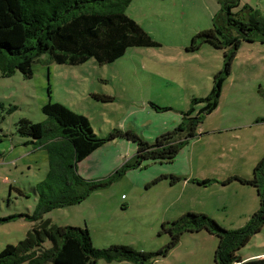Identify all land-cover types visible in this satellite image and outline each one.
<instances>
[{
    "label": "rangeland",
    "instance_id": "1",
    "mask_svg": "<svg viewBox=\"0 0 264 264\" xmlns=\"http://www.w3.org/2000/svg\"><path fill=\"white\" fill-rule=\"evenodd\" d=\"M246 5L264 16V0H240L233 13L245 15L241 11ZM221 10L220 0H134L126 14L159 46L130 48L122 58L106 65L95 59L78 66L58 65L49 54H44L34 65L31 79L19 71L11 77L0 76V219L12 218V222L0 226V253L8 245H18L33 228V223L20 217L34 213L37 185L49 171L47 151L36 152L33 145H27L31 139L18 134V123L22 119L43 123L47 121L43 107L59 103L86 116L96 136L103 139L114 129L134 130L140 136L143 131L149 136L154 120L171 122L191 108L195 109L193 116H197L206 103L192 105V100L211 94L214 76L223 69L226 51L209 44L197 51L188 48L199 32L226 26V21L216 20ZM232 33L239 36L237 30ZM95 95L110 96L113 100L104 102ZM150 103L172 110L157 112ZM263 143L264 44L257 37L252 43L242 41L231 73L223 83L217 110L203 117L196 137L181 149L176 163L166 167L181 169L177 173L182 181L173 186L160 182L152 189L144 185L129 195L127 191L131 189L126 188L123 178L91 194L83 203L56 209L44 219L63 227L76 221H93L91 225L89 222L69 227H87L97 249L124 245L141 252H155L165 246L170 236L161 234L162 225L177 220L187 210L206 211L218 219L222 214L226 221L214 220L222 226L226 223L229 230L239 229L244 223L233 217L242 200L239 186L198 187L195 180L207 181L198 177V159L213 165L224 159V169H229L232 160L258 156ZM187 164L199 172L196 177L188 173ZM148 170L137 172V176H145ZM122 190L126 196L120 205L115 198L105 200ZM99 194L103 196L97 198ZM222 205L226 209H221ZM199 235H184L167 257L154 264H214L215 251L211 253L209 244L198 242ZM50 246L48 242L46 247ZM243 252L244 256L264 253V230L254 236Z\"/></svg>",
    "mask_w": 264,
    "mask_h": 264
},
{
    "label": "trees",
    "instance_id": "2",
    "mask_svg": "<svg viewBox=\"0 0 264 264\" xmlns=\"http://www.w3.org/2000/svg\"><path fill=\"white\" fill-rule=\"evenodd\" d=\"M134 0H0V76L11 77L21 72L25 78L34 76V65L44 54L58 65L78 66L90 59L100 65L111 64L122 58L130 48L156 47L159 44L127 14ZM221 14L226 26L199 32L188 51H197L205 44L225 50L223 69L214 76V87L207 98H193L192 105L206 103L193 116L195 109L183 113V121L173 131L159 136L150 143L133 131L112 130L100 139L94 133L89 119L59 103H49L42 109L47 121L33 123L22 119L18 134L31 141L36 149H44L49 157V171L45 180L37 185L38 204L33 214L24 217L33 223L27 237L18 245H8L0 253V264H96L130 262L154 264L167 257L188 233L207 232L218 239L214 264H264V258L244 261L240 252L252 238L264 229V158L256 166L252 178L231 177L224 181H237L255 187L260 196V208L247 224L229 230L204 213L186 212L173 222L162 225L161 234L170 241L155 252H141L131 246L112 245L97 249L87 227H63L44 217L50 212L76 206L100 190L109 188L126 174L147 162L172 163L206 115L219 106L223 83L230 75L242 41L264 44V16L250 6H244L243 16L233 13L240 0H220ZM237 30L239 36H234ZM108 102L110 96H94ZM157 112L171 111L154 103ZM117 139H125L137 146V154L102 180L84 179L78 172L80 162L94 151ZM169 179L172 185L182 181L176 176ZM206 186L211 181H197ZM0 219V226L12 222ZM51 246L46 247L47 243Z\"/></svg>",
    "mask_w": 264,
    "mask_h": 264
},
{
    "label": "crops",
    "instance_id": "3",
    "mask_svg": "<svg viewBox=\"0 0 264 264\" xmlns=\"http://www.w3.org/2000/svg\"><path fill=\"white\" fill-rule=\"evenodd\" d=\"M150 105V104H149ZM151 107V106H150ZM152 108V107H151ZM153 109V108H152ZM154 110V109H153ZM168 112V111H167ZM183 113H181L179 116V119L177 117L172 118L171 122L164 120H154L152 123L151 130L149 131L150 135L148 136L145 132L141 131V137L145 140L154 141L157 137L160 135L173 131L177 126H179L183 121ZM133 131L137 134L136 131ZM140 136V135H139ZM36 149L35 151L37 152ZM44 150V149H40ZM137 154V146L125 139H117L111 143L106 144L103 148L95 151L92 153L86 160L79 165L78 170L80 172V175L87 177L89 179L87 180H102L107 177H109L116 169L121 167L126 161L132 159ZM264 157V143L261 147V151L258 154V156L253 157L251 159H245L244 157L242 160H232L233 163L231 164V167L229 169H224V165L226 164L225 160L222 159V163L219 165H213L211 162L205 163L203 159H198V167L200 168V176L203 180H209L211 183L209 185L204 186L203 188L210 187L212 185L215 186V188H226L227 186H239V192L242 198L240 203L237 205L236 214L233 215V217H239V222H243L244 226L247 224V222L250 220L252 215L257 212L260 208V196L258 190L253 186L243 185L237 181H233L230 184L225 185L224 181L231 177H243V178H252L254 175L255 167L258 165V163L261 161V159ZM182 162H185L184 159H182ZM238 164L236 165L237 161ZM231 161V162H232ZM176 163V161H174ZM173 164L172 163H161V162H147L144 164V166L129 171L126 176L124 177V181L127 182L126 188H128L130 191H127L129 195H132L131 191L136 190L137 188H143L144 185L148 186L149 189H152L154 186L159 184L160 182H169V179H163L157 184H151L152 182L161 179L162 177H170V176H176L182 178L181 174H178L177 170L175 169H166V167H169ZM229 164V163H227ZM188 173H191L193 177L195 176V173H199L196 170H192V168L187 164ZM221 166V167H220ZM183 167V165H182ZM218 168H223L222 171H220ZM148 170L149 173H147L143 177H138L137 172ZM182 170L180 169L179 172ZM86 173V175H85ZM185 173V172H184ZM187 177V174H185V177ZM183 179V178H182ZM137 181V182H136ZM171 184V183H170ZM178 184V183H177ZM172 185V184H171ZM176 185V184H175ZM173 186V185H172ZM202 187V186H198ZM126 191L118 192L114 196H111L106 201L115 198L116 202L122 203L123 197L126 196V194H122ZM103 195L99 194L96 195L97 198L101 197ZM127 199V198H126ZM121 201V202H120ZM221 209H226V206L222 205ZM186 212H194L193 210H187ZM201 213H207L206 211H201ZM212 217L220 221L219 219H222L221 221H226V219L222 216V214H219V219L216 218L212 214ZM228 217V216H226ZM244 220V221H241ZM165 221V220H164ZM93 223V221H76V224H66V226H81L83 223L89 225ZM65 223V222H64ZM78 223V224H77ZM224 223V222H223ZM65 225V224H64ZM224 227L229 228L226 223L223 224ZM243 227V226H242ZM264 230V229H263ZM262 230V231H263ZM199 235V241L198 242H205L206 244L210 245V248H212V252L216 251L215 249L218 246V240L215 236H212L211 234L207 232H200ZM254 238V237H253ZM252 238V240H253ZM251 240V241H252ZM250 241V242H251ZM245 248L240 252L241 258L244 261L252 260V259H262L264 258V253L260 254H252L249 256H244Z\"/></svg>",
    "mask_w": 264,
    "mask_h": 264
}]
</instances>
